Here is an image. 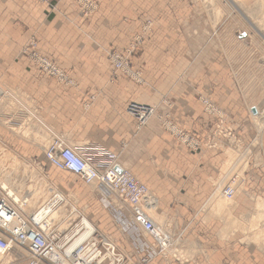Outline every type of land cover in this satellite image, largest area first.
<instances>
[{"label":"crops","instance_id":"obj_1","mask_svg":"<svg viewBox=\"0 0 264 264\" xmlns=\"http://www.w3.org/2000/svg\"><path fill=\"white\" fill-rule=\"evenodd\" d=\"M97 1L96 14L83 17L73 0H57L54 10L33 0H0V88H14L29 96L64 143L104 148L114 158L103 160V165L118 164L143 183L157 198L159 212L173 216L178 232L194 247L189 250L187 264H260V255L231 239L232 234L219 238L222 221L211 216L208 207L226 158L223 149L198 154L176 144L162 130L157 117L136 130L126 107L130 103L156 106L168 99L172 107L159 105L156 113L163 116L168 112L173 123L202 140L214 125V118L202 111L199 98L203 96L224 112L226 124L247 147L255 138L247 108L256 104L238 90L257 88L258 84L246 83L240 75L237 79L236 74L248 71L247 57H264V38L249 32L245 38H238L232 26L240 23L226 3L221 7L219 32L209 25L200 27L193 11L187 17L176 12L169 30L163 27L162 18L153 20V33L145 36L142 47L131 58L142 73L144 85L125 77L110 82L106 51H122L129 45L140 26L150 19L145 12L150 0ZM175 6L179 9L177 3ZM124 15L127 19L121 18ZM32 35L41 53L72 76L75 87L44 77L21 55L22 46ZM4 108L0 100V139L13 152L42 158L39 144L25 143L12 132V115ZM49 165L46 172L54 179L74 176ZM74 177L70 180L74 189H81L84 184ZM261 180L254 171L247 183L261 184ZM92 194L81 196L100 202L97 194ZM240 204L235 211L238 215L245 209ZM97 205L90 206V221L101 231L112 233L107 214Z\"/></svg>","mask_w":264,"mask_h":264},{"label":"rangeland","instance_id":"obj_2","mask_svg":"<svg viewBox=\"0 0 264 264\" xmlns=\"http://www.w3.org/2000/svg\"><path fill=\"white\" fill-rule=\"evenodd\" d=\"M33 1L39 5H48L52 10L56 8L57 3V0ZM89 1L93 4L89 3L87 0H73V3L79 10L80 16L90 17L98 11V1ZM144 1L146 3V0ZM159 1L161 5L157 3ZM176 3L179 5V9L175 6ZM225 3L230 5L233 15L235 14L237 17L236 22H239L240 26H242L240 27L234 24V26H232L238 38H245L248 32L257 33L264 38V0H251L250 3L246 2L247 4L243 3L242 0H150V7L145 9L146 16L150 17V19L145 20L140 26L139 32L132 36L129 45L122 51L114 49L106 51V59L110 67L109 81L114 82L118 80L119 77H125V79L131 83L140 86L144 85L142 73L132 65L131 58L134 53L142 47L145 36L153 33V20L157 21V19L162 18L163 27H168L167 30H169V28L174 25L176 12L177 15L181 14L187 17V13L190 15L191 11H193L196 18L199 19L198 22L201 23L200 27H207L209 25L215 32H219L220 27L217 25H219L223 17L221 7ZM125 11L130 12V10H120V12L124 14ZM125 16L126 15L121 16V18L127 19ZM126 19H123V21ZM249 44L250 42H248V45ZM21 55L44 77L50 78L57 84L65 87L76 86V82L72 76L65 72L53 59L41 53L36 36L32 35L28 38L21 48ZM41 60L47 61L49 65H42ZM256 60L257 63H255ZM119 61L122 62L123 69L118 71L115 69L114 63ZM246 69L248 71L240 74L237 73L236 76L240 75V79L246 81V83L258 84L257 88H244L238 90L250 97L257 106L247 108L248 114L252 117V126L255 129V138L249 146L245 147L242 139H240V137L235 134L234 130L226 124L224 112L208 98L203 96L199 98L202 111L207 116L214 118V125L210 134L202 140L173 123L168 112H165L163 116L156 113L159 105H163L168 109L172 107L168 99H163L160 104L156 106H149L154 109V113L149 120L152 117L159 118L162 130L169 134L176 144H180V140L185 139L186 135L192 137L194 142H196L195 144H197V149L192 150L190 147L188 149L195 153L199 154L206 150H213L216 148L223 149L226 158L220 178L217 183L214 184V198L208 204V207L211 209V216L214 215L215 218L222 221V229L218 236L224 239L227 235L232 234L231 239L240 242L244 247L253 249L260 255L258 256L259 260H261L260 264H264V57H247ZM237 79H239L238 76ZM9 91H11L12 94H8L11 93ZM0 96L4 97L2 99V101L4 100L2 102L3 108L6 102V104L12 103V108H4L7 110V113L12 115V120H10L12 122L10 124L13 125H11L12 132L22 137L25 143L39 144L42 147V158L33 155H24L25 153L13 152L9 146L0 139V186L5 183L8 189L11 188L10 190H12V192L17 193L19 197L24 198V200L26 198L30 199V195H35L39 188L47 193L44 201L48 199L50 195L49 189L51 190V188L62 194L65 202L59 206L61 209L58 208L59 212L57 214L60 220L58 219L55 222L65 235H69L76 230L79 224V217L90 221V206L94 203L96 205L98 204L97 206L103 208L104 212L107 214L113 232H103L96 224L90 222L99 230L103 237L113 240L118 244V248L130 259V264H138V259L145 253V239L139 231L130 226L127 217L124 215V213H126V208L123 206L122 212L117 214L108 204L99 198L97 194L98 190L94 187L87 186L79 179L84 186L81 187L82 190H75L73 181H70L71 178H75L74 176L67 177L65 175L59 176L60 179H54L53 175L51 176L47 173L46 169L50 163L46 159L45 152L52 141L64 142L63 138L55 134L53 129L46 124L40 114V108L33 103V100H31L29 96L22 94L14 88H0ZM94 98L95 95L90 97L92 100ZM204 100L211 104L212 110L205 109V106L202 104ZM130 104L148 106L140 103ZM130 104L126 107V113ZM252 108L256 110V113L251 112ZM10 109H14L12 110L13 112H11ZM128 115L130 116V114ZM164 125L170 128L166 127V130L163 127ZM143 126L137 127L135 122L136 130L141 129ZM4 146L6 149L1 151L2 148H5ZM88 146L98 147L108 153L104 148L98 145L92 144ZM108 154L112 156L110 153ZM40 159L45 163L44 165L40 163ZM116 165L122 168L118 164ZM254 171L258 172L259 176L261 175V184L247 183L250 173ZM52 178L55 181L52 180ZM230 187L233 189L235 188V197L232 200H226V202L221 198V192L223 193L224 190L230 189ZM84 189L90 190L86 191L87 196L89 195L88 197H91V195L93 196L92 192H95L100 202L92 201V203L91 201L85 200L84 196H81V194L86 193ZM149 193L155 199L154 205L150 203L151 216L157 219V224L162 226L165 232L168 233L167 235H169L171 239V251L169 252L178 259V262L174 261V258L168 254L166 257L158 256L147 264H187L190 258L189 253L194 247L187 244V240L183 237V233L178 232L176 229L175 218L170 215L165 216L163 213L159 212L157 198L150 190ZM255 194L257 196H255ZM66 201L79 213L69 216V218L67 212L71 207L65 206ZM240 202L245 205V209L243 213L238 215L235 211L236 209H240ZM36 207H28L27 209L25 207V213L30 214L29 212H32ZM36 209L34 211H36ZM0 264H26V259H17L13 254H9L0 261Z\"/></svg>","mask_w":264,"mask_h":264},{"label":"built area","instance_id":"obj_3","mask_svg":"<svg viewBox=\"0 0 264 264\" xmlns=\"http://www.w3.org/2000/svg\"><path fill=\"white\" fill-rule=\"evenodd\" d=\"M93 4L91 1L87 0ZM53 147L54 164L61 170L68 172L77 178L90 183L92 181H103L106 183L103 197L111 209L116 212H122L123 206L126 208L124 215L130 226L137 231L139 227L145 232L153 228V223L144 218V214L136 213L132 215L130 222V208L137 201L144 198L147 194L144 187L138 186L136 182L123 169L118 172L115 167L104 172L97 170V160L101 156H108V153L94 152L90 147H72L65 146L56 142ZM104 154V155H101ZM100 162V161H99ZM23 205L26 203L24 198L19 197ZM115 204L120 205L117 206ZM43 208V207H42ZM128 213V215H127ZM134 217V220H133ZM52 217H44L41 222L29 219L22 209L21 203L15 201L8 193L0 188V231L8 235V238L0 237V258H4L9 252L14 250L18 241L16 231L11 229L19 223L23 227H28L33 232L34 237L30 239L29 250L35 259V264H123L125 256L119 249L111 244L112 242L94 233L93 237L82 241L72 252H67L70 240L75 233L68 236L63 234L56 224H52ZM47 221V222H46ZM80 228V227H79ZM78 228V229H79ZM96 231V230H94ZM20 238H22L20 236ZM19 246V245H18ZM147 258H153L155 251L150 246H145ZM151 249V250H149ZM56 252L57 256L53 254ZM27 262V264H32Z\"/></svg>","mask_w":264,"mask_h":264},{"label":"bare ground","instance_id":"obj_4","mask_svg":"<svg viewBox=\"0 0 264 264\" xmlns=\"http://www.w3.org/2000/svg\"><path fill=\"white\" fill-rule=\"evenodd\" d=\"M243 3H250L251 0H242ZM255 1V0H254ZM259 1V0H258ZM263 3V2H262ZM247 4V3H246ZM41 63L42 65H49V63L45 60H41ZM114 67L116 70H121L123 69V64L121 61L119 62H115L114 63ZM11 92V91H9ZM16 92V91H15ZM8 94H12L11 93H8ZM5 95V94H4ZM15 97V95H14ZM4 97L0 96V100L1 102L2 99ZM19 98V97H17ZM6 100V99H5ZM8 101V100H7ZM14 101V100H13ZM12 101V102H13ZM21 101V100H19ZM18 102V101H17ZM7 103V102H6ZM14 103V102H13ZM20 103V102H19ZM202 104L205 106V109L206 110H212L211 108V104H209L208 101H202ZM23 105V104H22ZM14 106V104H13ZM17 106V104H16ZM26 106V105H24ZM12 108V103L10 104H5V108ZM31 107V106H30ZM24 108V107H23ZM26 108V107H25ZM11 110V109H10ZM14 110V109H12ZM11 110V112H13ZM7 111V110H6ZM28 111V110H27ZM127 113L130 114V116L135 120L136 124H137V127L139 126H143L145 125L146 122H148L149 118L153 115L154 113V109L149 107V106H141V105H138V104H130L129 108H127ZM33 114V113H32ZM29 115V114H28ZM31 117V116H30ZM165 117V116H164ZM36 118V117H35ZM25 119V118H23ZM31 119V118H30ZM37 119V118H36ZM22 121V120H21ZM26 121V120H25ZM32 121V120H31ZM42 121V120H40ZM37 122V121H36ZM22 125V124H21ZM13 126V125H12ZM17 127V126H15ZM165 129V125L163 126ZM18 128V127H17ZM167 128H170L169 126ZM14 130V129H13ZM167 130V129H166ZM47 132V131H46ZM36 139V138H35ZM58 141H55L51 144H49L45 154H46V159L47 161L50 163V165H52L54 168L58 169V170H61L59 169L53 162H54V157H53V147H55L57 145ZM180 144L186 146L187 148L190 147V149L192 150H195L197 149V144H195L196 142H194V139L188 135H186V138L183 139V140H180ZM58 143H61L63 145H67V146H70L66 143H64L63 141H59ZM5 147V146H4ZM72 147H76V146H72ZM85 147H90V148H93L94 152H99V153H104L106 154L105 151L99 149L98 147H94V146H85ZM195 147V148H194ZM5 148H2L1 151H3ZM104 154H101V155H104ZM114 157L110 156H101V158H99L97 160V170L99 172H104L106 171L107 169L111 170L112 167H115V169L119 170L118 172H120L123 168H119L117 167V165L115 163H111V164H108V165H103L102 164V161L103 160H112ZM100 161V162H99ZM124 171H126L129 176L136 182V184L138 186H141V187H144L147 194L144 198H142L141 200L137 201V203L133 206L132 210L130 208V222L132 221V215L134 216L136 213H142L144 214V218L147 219V220H150L152 223H153V228L147 233L145 232L144 230H142L140 227H139V233L143 236V238L145 239V246H150L154 251H155V256L153 258H147V251H145V253H143V255L141 256V258L138 259V264H147L148 262L152 261L153 259H155L156 257L158 256H163V257H166L168 254H170L169 251H171V239L169 238V235H167L168 233L165 232V229L162 228V226H160L159 224H157V219H155L154 217L151 216V210H150V203L152 205L155 204V199L150 195L149 193V190L148 188L143 184L141 183L139 180H137L132 173H130L129 171H127L126 169H123ZM63 171V170H61ZM81 180V179H80ZM82 182H84V184H86L87 186H92L94 187L96 190H98L97 194L99 196V198L103 201V202H106V200L104 199V189L106 188V183L103 182V181H92L90 183H87L86 181L84 180H81ZM1 189H3L6 193H8L15 201L21 203L22 205V209L24 212H26L24 210V208L26 207V209L28 207L30 208H33V207H36L37 205V209L36 211H34L35 209H33L32 212H29L30 214H26L29 219L33 218V220H36V221H39L40 222V225L41 227L43 226L41 220L46 216H50L52 217V224H56V220L59 219V216H58V208H60L59 206L64 203V197L62 194H60L59 192L55 191L54 189L51 188V190L49 189L50 191V195L48 197V199H46L44 201V199L46 198V195L47 193L42 191L40 188L38 189V191L36 192L35 195H30V199L29 198H26L25 199V204L23 205V201L20 202V199H19V195L15 192H12V190L8 189L4 183V185H1L0 186ZM44 188V187H42ZM50 188V187H49ZM47 191V190H46ZM105 194V193H104ZM235 197V188H231L230 189H227V190H224L223 193L221 192V198L226 201V200H232L233 198ZM43 200V201H42ZM42 201V203L40 204V202ZM227 202V201H226ZM113 203L115 204V201L113 200ZM68 206V207H71L69 209V211L67 212V216H72L74 214H77L79 213L74 207H72L71 205H69L66 201L65 203V206ZM118 205V204H117ZM151 205V206H152ZM39 206V207H38ZM50 208H49V207ZM120 206V205H119ZM43 207V208H42ZM63 207V206H62ZM117 207V206H116ZM153 207V206H152ZM154 208V207H153ZM61 209V208H60ZM84 209V208H83ZM153 212V211H152ZM64 215V214H63ZM76 216V215H75ZM70 218V217H69ZM75 218V217H74ZM60 220V219H59ZM133 220H134V217H133ZM47 222V221H46ZM159 223V221H158ZM161 223V222H160ZM80 227V228H79ZM65 228V227H64ZM79 228V229H78ZM11 229L13 231H16V238H17V241H18V245L16 244V246L14 247V250L9 252L7 255L9 254H13V256H16L17 259H26V264L27 262L30 261V263L32 262H35V259H33V255L31 254V251L29 250V246H30V239H32L34 237L33 235V232H31L29 230L28 227H23V224L19 223L17 226H12ZM67 230V229H66ZM96 230V231H94ZM76 234L75 236L70 240L71 244L68 246L67 248V252H72L73 249H75V247H77L82 241L84 240H87L91 237H93L94 233H97V235L99 236H102L103 235L99 232V230L97 228H95L93 226V224L88 221L87 219L85 218H82L79 217V224L78 226L76 227ZM72 232L70 233L68 236L72 235L73 233ZM20 236L22 238H20ZM0 237H4V238H8V235L7 234H4L2 231H0ZM103 238H106V237H103ZM108 240V238H106ZM110 242H112L111 244H115L116 247L118 248V244H116L113 240H110ZM114 245V246H115ZM119 249V248H118ZM151 250V249H149ZM120 253L123 254L125 256V261L123 264H130V259H128V257H126L125 253L123 251H121L119 249ZM15 254V255H14ZM53 254L55 256H57L55 250L53 252ZM171 257L174 258V261L178 262V259H176V257L172 256ZM3 258H0V261L2 260ZM32 264H35V263H32Z\"/></svg>","mask_w":264,"mask_h":264},{"label":"water","instance_id":"obj_5","mask_svg":"<svg viewBox=\"0 0 264 264\" xmlns=\"http://www.w3.org/2000/svg\"><path fill=\"white\" fill-rule=\"evenodd\" d=\"M251 112H252V113H256V110H255L254 108H252V109H251ZM117 171H119V170L117 169Z\"/></svg>","mask_w":264,"mask_h":264}]
</instances>
